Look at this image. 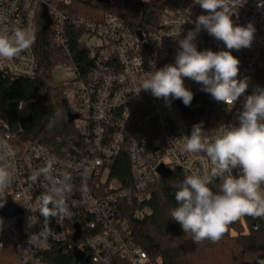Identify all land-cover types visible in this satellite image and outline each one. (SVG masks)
Masks as SVG:
<instances>
[{
    "label": "built area",
    "instance_id": "built-area-1",
    "mask_svg": "<svg viewBox=\"0 0 264 264\" xmlns=\"http://www.w3.org/2000/svg\"><path fill=\"white\" fill-rule=\"evenodd\" d=\"M86 1L0 0V26L14 25L35 34L29 50L12 61L0 60V78L12 82L36 79L39 67L35 47L46 6L53 48L64 55L54 69L64 75L65 101L76 117L73 124L81 138L79 147L57 155L41 145H22L0 118V141L13 151L7 157L13 178L4 191V200L20 211L13 217L0 211V263L7 249L18 247L19 264H48L43 254L60 246L91 264H160L151 261L133 242L128 215L144 217L152 187L162 180L161 168L187 176L204 174L212 167L205 154L180 151L184 136H189L192 128L174 99L156 98L143 89L138 93L153 66L159 69L175 63L179 39L195 28L199 15L207 13L193 0H161L164 14L157 30L140 32L139 36L113 14L106 13L101 21L80 16V5ZM259 2L247 0L232 16L235 24L252 23L256 30L250 47L231 50L240 61L238 78H247L249 86L233 107L221 103L226 121L203 134L209 139L232 125L238 126L245 97L257 86L264 88V7L258 8ZM180 28V36L175 38ZM194 42L201 51L227 50L222 41L203 29ZM73 48L83 55L82 61L71 55ZM124 153L129 159L128 180L113 177ZM216 183L219 185L218 180ZM54 185L68 186L64 198L71 216L59 222L51 218L46 235L29 243L30 236L44 228L38 206L41 196ZM242 218L264 223V217ZM258 228L259 224L253 227L255 231Z\"/></svg>",
    "mask_w": 264,
    "mask_h": 264
},
{
    "label": "clouds",
    "instance_id": "clouds-1",
    "mask_svg": "<svg viewBox=\"0 0 264 264\" xmlns=\"http://www.w3.org/2000/svg\"><path fill=\"white\" fill-rule=\"evenodd\" d=\"M246 2L193 0L207 14L199 15L194 21L195 28L179 39L175 63L159 69L153 66L154 70L142 81L138 93L143 89L156 98L181 99L185 106H190L193 92L184 83V78H189L202 84V90L216 102L233 107L249 85L247 78H238L240 61L231 50L250 47L256 31L252 23L240 26L232 19L234 12ZM257 7H264V0H260ZM202 29L222 41L227 50H198L194 41ZM180 31L181 28L174 33L175 38L180 36ZM34 42L35 34L30 29L0 26V60H14ZM238 121V126L228 127L213 139L203 135L202 124L194 125L191 134L184 136L180 151L203 153L212 165L204 174L193 172L173 185L177 206L170 211L171 219L179 223L196 244L204 240L219 241L228 226L242 216L264 217V88L257 86L245 97ZM0 153L3 154L0 155V207H3L4 191L13 178L7 157L13 155V151L6 142L0 141ZM217 180L218 189L213 191L210 185ZM67 190V185H54L49 193L41 196L38 208L44 218V228L38 235H31L29 243L38 242L46 235L51 218L58 222L70 218L64 198Z\"/></svg>",
    "mask_w": 264,
    "mask_h": 264
},
{
    "label": "trees",
    "instance_id": "trees-1",
    "mask_svg": "<svg viewBox=\"0 0 264 264\" xmlns=\"http://www.w3.org/2000/svg\"><path fill=\"white\" fill-rule=\"evenodd\" d=\"M141 12L142 18L139 19ZM106 13L122 19L134 33H150L157 30L164 8L156 1L112 0L109 6H105L97 0H88L80 5L78 12L80 16L98 21ZM44 25L45 21L40 20L35 47L39 67L36 79L12 82L0 78V118L9 124L22 145H41L62 155L79 147L81 138L74 124L67 119L64 86L55 83L52 76L55 65L64 55L53 48L51 30L44 31ZM72 54L75 59L83 60L77 48L72 49ZM184 83L197 99L195 105L188 107L197 108V113L180 110L188 126L202 124L203 134L222 126L226 121L224 106L203 91L202 84L189 78H184ZM20 104H23L22 109ZM29 115L33 117L30 125L23 122ZM113 177L129 179L126 153L117 161ZM185 177L174 172L169 179L158 181L152 187L144 217L139 219L133 214L128 215L133 242L149 255L151 261L160 264H264V223L241 217L228 226L219 241L204 240L196 244L190 234H185L181 225L171 219L170 211L177 206L173 185ZM218 186L216 182L210 185L213 191H217ZM256 224L259 228L255 231ZM19 255V248L11 247L2 255L0 264H19ZM43 255L48 264H91L72 251L64 252L60 246Z\"/></svg>",
    "mask_w": 264,
    "mask_h": 264
},
{
    "label": "water",
    "instance_id": "water-1",
    "mask_svg": "<svg viewBox=\"0 0 264 264\" xmlns=\"http://www.w3.org/2000/svg\"><path fill=\"white\" fill-rule=\"evenodd\" d=\"M47 3H49L51 0H45ZM100 4L103 5H108L109 4V0H97ZM46 6L44 7V19H45V25H44V31H47L51 25L50 20L48 19L47 15H46ZM139 36H141L140 33H138ZM176 106L183 112V113H187V109L189 106H185L184 103L182 102L181 99H174ZM197 103V99L196 97H193V100L191 101V105L193 106ZM64 105L66 108H68V102L64 101ZM67 119L68 122L73 123L74 120L76 119V117L74 115L71 114L70 110L67 109ZM25 124L30 125L33 122V117L32 115L27 116L24 121ZM160 175H161V179L162 180H167L171 177L172 173L164 170L163 168L160 169ZM0 211L3 212L7 217H13V216H17L20 211L13 206L12 204H10V202H8L7 200H4V205L3 207H0ZM21 225V222H20ZM79 258L81 259L80 255H78ZM86 262H89V259L86 260Z\"/></svg>",
    "mask_w": 264,
    "mask_h": 264
},
{
    "label": "rangeland",
    "instance_id": "rangeland-1",
    "mask_svg": "<svg viewBox=\"0 0 264 264\" xmlns=\"http://www.w3.org/2000/svg\"><path fill=\"white\" fill-rule=\"evenodd\" d=\"M145 1H150V2L156 1L158 3L161 2V0H145ZM52 76H53L54 82L57 83V84L62 83L64 81V75H63V73L60 70L53 69ZM187 112L191 113V114H194L193 112L197 113V108L196 109L194 107L188 108Z\"/></svg>",
    "mask_w": 264,
    "mask_h": 264
},
{
    "label": "flooded vegetation",
    "instance_id": "flooded-vegetation-1",
    "mask_svg": "<svg viewBox=\"0 0 264 264\" xmlns=\"http://www.w3.org/2000/svg\"><path fill=\"white\" fill-rule=\"evenodd\" d=\"M68 109V108H67Z\"/></svg>",
    "mask_w": 264,
    "mask_h": 264
}]
</instances>
